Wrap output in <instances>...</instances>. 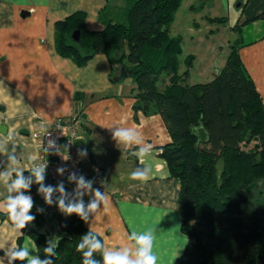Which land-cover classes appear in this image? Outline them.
Listing matches in <instances>:
<instances>
[{
  "label": "trees",
  "instance_id": "trees-1",
  "mask_svg": "<svg viewBox=\"0 0 264 264\" xmlns=\"http://www.w3.org/2000/svg\"><path fill=\"white\" fill-rule=\"evenodd\" d=\"M182 2L126 0L123 8L103 9L101 30L87 29L85 13L76 11L55 23V51L79 67L104 55L117 77L123 69L120 80L134 83L132 109L161 117L170 142L159 157L179 183L180 229L187 238L173 264H264V102L239 54L246 45L244 26L264 21V0L242 5L243 20L231 28L237 38L223 67L195 84L187 82L194 58H183L180 73L183 39L170 33ZM207 21L225 24L226 18ZM74 31L78 42L71 40ZM38 187L33 183L27 193L41 197ZM53 206L55 255L44 252L49 237L38 230L43 212L31 213L35 220L22 231L35 242L41 261L82 264L77 246L89 230L78 216ZM92 259L103 264L100 251Z\"/></svg>",
  "mask_w": 264,
  "mask_h": 264
},
{
  "label": "crops",
  "instance_id": "crops-1",
  "mask_svg": "<svg viewBox=\"0 0 264 264\" xmlns=\"http://www.w3.org/2000/svg\"><path fill=\"white\" fill-rule=\"evenodd\" d=\"M194 1L198 2V8ZM194 1L187 9L193 7L195 11L190 12L200 13V22L224 17L226 23L217 25L224 28L226 25L225 29L230 31L235 23L242 22V5L247 0ZM125 4L126 0H0V141L5 135L14 138L15 145L9 148L15 147L20 160L18 170L27 177L32 165L43 155L40 141L32 139V133L49 131L58 119L80 113L83 119L80 149L86 148L88 152L87 156L79 157L80 165L95 181L93 189H102L110 199L89 222L83 221L84 227L99 236L107 249L132 248L133 242L128 239L132 231L153 228L156 231L154 251L160 257V264H173L183 253L187 238L180 229L179 183L170 177L165 161L159 157L160 148L170 142L161 117L132 109L134 83L131 79L113 81L117 73L104 55H96L79 67L55 51L54 25L57 21L83 11L86 28L101 30L99 19L103 9L123 8ZM177 13L170 33L181 36L184 47L187 39L176 23ZM196 24L198 29L195 21ZM191 33L198 34L193 27ZM243 35V40L248 37L247 47L240 48V57L264 102V75L257 69H264V21L245 25ZM191 54L196 63L197 55ZM225 60H221L220 69ZM210 61L212 69L214 63ZM252 67H256L257 73ZM257 74L263 80L258 79ZM205 75V80H194L191 84L205 83L214 73L209 71L201 77ZM258 80L262 83L258 84ZM114 127L132 129L141 146L144 143L152 145L151 155L143 160L130 155L137 146L116 144L110 131ZM0 161H6L3 153H0ZM145 164L151 166L149 178L132 180L130 173ZM64 187L71 196V185L65 183ZM25 194L34 202L31 213L43 209L46 218L41 227L47 225V229L42 233L49 238L54 236V203L47 205L43 196ZM6 195L5 186L0 184V201ZM82 199L87 206L92 198L85 194ZM27 238L22 230H11V221L0 209V259L3 264H9L5 252L22 246ZM31 241L30 255L39 258L37 246ZM177 250L180 251L176 257ZM13 264L27 262L14 261Z\"/></svg>",
  "mask_w": 264,
  "mask_h": 264
},
{
  "label": "clouds",
  "instance_id": "clouds-1",
  "mask_svg": "<svg viewBox=\"0 0 264 264\" xmlns=\"http://www.w3.org/2000/svg\"><path fill=\"white\" fill-rule=\"evenodd\" d=\"M112 140L116 144L137 147L130 155L137 159L143 160L146 156L151 155L152 145L144 143L141 146L137 140V134L127 127H114L110 129ZM58 138H50L44 151L48 154L62 155L67 150V146H61L57 142ZM9 145H15L14 138L5 135V139L0 141V153L6 157V161H0V184H3L7 195L0 201V209L6 212L8 219L11 221V230L18 232L24 229L28 224L35 220V216L31 214L33 208V199L25 193L31 188L32 184L39 185L38 193L44 198L47 205L55 203L59 211L66 216L75 214L82 221L89 222V218L94 216L100 207L107 206L110 202L109 196L105 192H101L100 188L93 189L94 180L85 181L83 176L77 177L74 173L69 175V182H75V196L70 199V194L66 192L64 184L58 186H45L43 183L47 164L33 165L29 170V175L24 176L23 171L18 170L20 164L19 157L16 155L15 147L9 148ZM86 148L78 149L77 155L81 158L87 156ZM63 158L65 159L64 155ZM69 157L67 156V159ZM65 159V160H67ZM6 162V166H5ZM65 169H57V173L62 175ZM151 174V166L145 164L143 167H137L130 173L132 180H146ZM54 194L56 199L54 200ZM88 194L91 196L90 202L85 206L82 197ZM43 212V209H38ZM133 242V247H124L122 249H107L101 239H99L91 230L81 237L77 246V251L82 252V264H100L99 261L92 259L93 254L97 251L102 253L103 264H160V257L154 251V242L156 239V231L148 228L143 231H132L128 237ZM49 247L44 249L46 256L55 255V249L58 246V240L49 238L47 241ZM33 249V242L28 237L22 246L9 248L5 252L9 264L14 261H26L27 264H52L50 260L41 261L38 257H33L30 252ZM176 252V257L179 255ZM0 264L3 260L0 259Z\"/></svg>",
  "mask_w": 264,
  "mask_h": 264
},
{
  "label": "rangeland",
  "instance_id": "rangeland-1",
  "mask_svg": "<svg viewBox=\"0 0 264 264\" xmlns=\"http://www.w3.org/2000/svg\"><path fill=\"white\" fill-rule=\"evenodd\" d=\"M193 1L194 0H184L176 16V23L178 27L180 28V30H182V33L184 34L185 38L187 39L186 44L188 45V46L184 45L183 47L184 51L180 58V70H179L180 73L184 70L183 58L185 56H188L189 58L192 57L195 60V56L191 54L192 52L197 55V59H198L196 63H194V60L191 62L192 67H193V64H194V67L190 70V76L188 77V80H187L189 84L194 82V80H197V81L205 80L206 75L203 78L201 77L203 73H206L209 71H211L214 74L217 73L220 70L219 65L221 63V60L222 59L225 60L226 56L228 55V52H229L228 45L234 42L235 39L237 38L236 32L232 31V34H231V30L229 31L225 29L226 25L224 28L221 26L218 27L216 23H210L206 20H205V23L200 22V13L196 14L194 12H190L187 9V6L189 4H192ZM194 2H195V7L198 8L197 6L198 2L197 1H194ZM195 21L198 22V27H199L198 29L196 27L197 24L195 25ZM220 25H223V24H220ZM191 27H193L194 30L196 29L198 33L197 36L193 33H191V35L189 34ZM242 38H244V35H242ZM247 39L245 38L244 39L245 41L243 43L247 44V41H246ZM190 46L193 49H190L189 48ZM242 47L245 48L247 47V45H244ZM242 47L241 49H243ZM241 49H239L240 55H241V52H240ZM210 60H213V63H214L212 69L210 68V65H211ZM243 65L245 66V64ZM252 68H253L252 69L253 71H256L257 69L259 71H262V75H264V69L261 70L259 69V67H257V69L256 67H252ZM207 75H209V73H207ZM162 78L165 79V77H162ZM258 79L261 80L262 77L258 75ZM260 83H262V81L259 82L258 80V84Z\"/></svg>",
  "mask_w": 264,
  "mask_h": 264
},
{
  "label": "built area",
  "instance_id": "built-area-1",
  "mask_svg": "<svg viewBox=\"0 0 264 264\" xmlns=\"http://www.w3.org/2000/svg\"><path fill=\"white\" fill-rule=\"evenodd\" d=\"M83 125V119L80 113H75L69 118L58 119L53 128L49 131L32 133V139L40 141V148L43 155L37 159L33 165L47 164L45 178L47 182L54 187L60 183H69L71 185L72 195L75 196L76 184L69 182V175L75 174L77 177L83 176L85 181L92 180V177L86 173L81 165L77 150L80 149L81 135L79 134ZM58 138L57 142L61 146H67V150L62 155L48 154L44 151L47 141L50 138ZM67 156L69 157L67 160ZM32 165V166H33ZM65 169L62 175L57 173V169ZM103 192L102 189H100Z\"/></svg>",
  "mask_w": 264,
  "mask_h": 264
},
{
  "label": "water",
  "instance_id": "water-1",
  "mask_svg": "<svg viewBox=\"0 0 264 264\" xmlns=\"http://www.w3.org/2000/svg\"><path fill=\"white\" fill-rule=\"evenodd\" d=\"M71 40L74 41V42H78V40H79V32L78 31H74L71 34ZM122 78H123V69H121L120 74H119L118 77H114L113 78V81L117 82V81H119ZM1 129L2 128L0 127V130ZM45 229H47V225H44L43 227L38 228L39 232H41V233L44 232Z\"/></svg>",
  "mask_w": 264,
  "mask_h": 264
}]
</instances>
